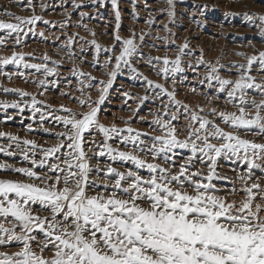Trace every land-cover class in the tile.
I'll use <instances>...</instances> for the list:
<instances>
[{"label": "snow or ice", "instance_id": "obj_1", "mask_svg": "<svg viewBox=\"0 0 264 264\" xmlns=\"http://www.w3.org/2000/svg\"><path fill=\"white\" fill-rule=\"evenodd\" d=\"M111 4L115 9L118 29L121 20L118 0H111ZM167 4L169 17H174L175 0H167ZM41 7L45 6L41 4ZM4 15L11 17L14 22L0 19V30H5L9 36L15 34L17 44L21 42L20 34L26 25H35L43 19L39 15L22 17L7 10ZM84 15L86 13H81V16ZM243 15L254 24L259 22V31L264 37V14L246 12ZM154 22L151 17L147 21L149 24ZM28 31H32V28H28ZM136 39L135 33L131 38L123 39L119 55H113L106 61V64H111L114 59L115 67L108 72L110 79L101 82L104 87L98 99L93 101L89 95L79 100L87 111L76 113L61 105V110L68 115L56 116L55 119L68 129L58 134L64 139L43 148V158L39 161L31 159L34 166L46 167L52 175H41L34 168H15L0 163V170L11 169L28 178L27 181L0 179V245L12 242L22 245L11 254L0 251V264H264V204L256 202L257 198L264 201V185L260 183V177L253 178V169H264V143L242 138L235 131H225L219 124L199 114L204 112L203 108L199 112H191L192 123L188 136L183 140L178 138L177 129L170 121L157 120L156 123L161 124L165 131L162 135L152 137L150 146L141 139L147 133L130 127L126 129L128 135L122 136L121 142L132 145L133 151H121L108 143L114 134L120 135L125 130L101 123L99 105L104 103L105 94L122 66H132V58L138 53ZM138 39L143 41L144 34L141 33ZM115 40L121 42L118 32ZM5 43V39L0 38V45ZM92 44L97 53L102 50L95 40ZM188 47L189 44L185 42L181 52ZM45 59L50 58L46 56ZM153 59L161 58L149 57L148 62L151 63ZM246 59V65H239L243 71L238 79L222 78L216 66L211 67L207 79L210 82L217 81L221 92L231 86L228 97L232 100L238 98L242 105L251 103L255 111L249 112L245 107H239L238 113H217L215 108L210 112L218 114L233 129H255L258 131L254 134L260 135L264 134V99L260 102L255 99L249 101L247 90L255 89L264 95V83H257L256 77L249 74L254 64L264 71V51ZM181 63L179 55L174 60L164 57L161 71L165 78L169 74L174 77L176 73L183 72ZM9 64H23L24 68L37 72L43 70L45 75L56 73V69L47 64L24 62L23 53L13 52L10 57H0V65ZM132 71L137 72V69L132 67ZM79 75L96 79L90 73L80 72ZM144 79L149 88L161 89L172 103L188 108L176 99L174 90L169 91L164 85L147 77ZM38 83L46 86L47 81L40 80ZM80 91L83 92V87ZM20 95L31 94L20 91ZM38 103L42 102L33 97L31 107L34 113L40 111ZM3 107L20 108V105L4 104ZM172 119L175 120L176 116L173 115ZM93 128L105 137L96 155H107L113 162H131L135 166V170L126 171L107 166L103 170L105 177H114V180L111 184L103 185L106 194L92 192L96 182L90 179L93 166L90 164L89 150L85 147L88 143L85 133ZM133 132L135 135H131ZM7 135L0 132V137ZM214 139L220 142L213 143ZM11 140L19 141V137L12 136ZM23 144L31 146L29 150L23 151L27 160L28 151L37 145L28 139ZM17 147H20L19 143ZM177 148H190L191 156L174 171L173 156ZM62 149L67 150L63 158L58 155ZM0 152L14 155L4 147H0ZM137 152L151 154V162ZM222 155L241 158L248 165L247 172L239 176L245 193L239 203L218 195L220 189L213 183L214 179H230L221 177L216 170L217 161ZM201 157L205 158L201 160L202 163L207 162V172L199 168L193 170L194 160ZM50 160L55 162L50 163ZM258 160L261 163L258 164ZM143 169L147 170V176L141 175L140 170ZM96 170L101 171L98 166ZM37 205L38 210L34 207ZM40 212L48 214L41 215ZM5 221H9L8 226ZM35 233L43 234V242ZM36 248H39L38 252ZM46 250L51 255L46 256Z\"/></svg>", "mask_w": 264, "mask_h": 264}, {"label": "rangeland", "instance_id": "obj_2", "mask_svg": "<svg viewBox=\"0 0 264 264\" xmlns=\"http://www.w3.org/2000/svg\"><path fill=\"white\" fill-rule=\"evenodd\" d=\"M41 4L45 7H41ZM118 5L121 20L117 29L115 9L111 0H0V19L14 22L11 17L4 15L5 10L22 17L39 15L43 18L35 25L25 26L24 32L20 34L19 44L15 42V34L9 36L5 30H0V38L6 41L4 45H0V57H10L13 52L23 53L26 63L47 64L48 67L56 69L55 75H45L43 70L37 72L35 69L24 68L23 64L0 65V132L9 134L0 137V147L14 153L9 156L5 152H0V163H7L15 168H34L41 175H52L46 167L34 166L31 159L39 161L43 158V148L58 144L64 139L58 134L68 129L61 121L55 119L56 116L68 115L61 110V105L76 113L87 111V108L80 105L79 100L89 95L93 101L98 99L104 87L101 82L110 79L108 72L115 67L114 59L111 64H106V61L113 55H119L122 40L131 38L133 33L137 36L138 53L132 58V66H122L105 94L104 103L99 105L101 123L125 130L120 135L114 134V138L108 141L112 147L121 151H133L132 145L121 142L122 136L128 135L126 129L129 127L147 133L141 136V139L150 146L153 143L152 137L162 135L165 131L161 124L156 123L157 120L170 121L177 129L178 138L183 140L188 136L189 125L192 123L191 112H199L200 108L204 109L200 115L219 124L225 131H235L242 138L264 143V134H254L258 130L233 129L225 124L218 114H211L212 108H215L217 113H238L239 107H245L249 112H254L255 109L251 103L242 105L238 98L230 99L227 92L231 86L221 92L217 81L210 82L207 79L211 67L216 66L222 78L236 80L243 71L239 65L247 64L246 57L264 51V37L260 34L259 22L254 24L243 15L246 12L264 14V2L175 0L174 17L168 15L167 0H118ZM81 13L86 15L81 16ZM150 17L155 21L152 24L147 23ZM28 28H32V31H28ZM41 32L44 33L43 36L40 35ZM117 32L121 42L115 40ZM141 33L144 34L143 41L138 39ZM93 40L102 47L99 53L92 44ZM185 42L189 47L181 52V46ZM178 55L181 57L184 71L176 73L174 77L169 74L166 79L161 71L164 67L163 58L174 60ZM46 56L50 59L46 60ZM149 57L161 59H153L149 63ZM132 67L136 68L137 72H133ZM168 67L171 68V64ZM73 69L76 71L73 72ZM80 72L90 73L96 79L80 76ZM249 74L256 77L257 83H264V71L260 70L258 64L253 65ZM144 77L164 85L169 91L174 90L176 99L182 101L188 108L172 103L161 89L149 88ZM40 80L47 81L46 86H41L38 83ZM81 87L83 92L80 91ZM20 91L31 95L22 96ZM33 97L42 102L37 104L40 111L35 113L31 107ZM247 98L249 101L255 99L260 102L264 95L258 90L249 89ZM13 103H18L20 108L3 107L4 104ZM173 115L176 116L175 120L172 119ZM131 135H135V132ZM12 136L19 137V141H12ZM25 139L32 140L37 145L35 149L28 151L27 160L23 151L29 150L31 146L23 144ZM85 139L88 141L85 147L89 150L90 164L93 166L90 179L96 182L92 192L106 194L103 185L111 184L114 180V177H105L103 170L107 166L111 165L120 171L135 170V166L131 162L119 160L113 162L107 155H96L105 140L103 133L98 129L93 128L85 133ZM93 141L95 143H92ZM212 142L220 141L214 139ZM17 143L20 145L19 148ZM66 152V149H62L58 155L63 158ZM137 154L150 162L152 160L151 154L146 155L145 152ZM189 156L190 148L175 149L173 170L175 171ZM202 159L205 158L194 160L193 170L199 168L207 172V162L202 163ZM257 163L261 162L258 160ZM97 166L101 171L97 172ZM247 168L248 165L241 158L222 155L217 161L216 170L221 177L230 179L213 180L220 189L217 194L239 203L245 196L239 176L247 172ZM140 172L141 175H148L146 169ZM256 177H260V183L264 185V169H253V178ZM0 179L28 180L23 174L11 169L0 170ZM256 202L264 204L259 198ZM34 207L36 210L39 209L38 205ZM5 224L8 226L9 221H5ZM35 234L43 242V234ZM21 246L19 242H12L0 245V251L11 254L18 251ZM33 247H36L35 244ZM36 251L38 252L39 248H36ZM44 254L51 255L47 250Z\"/></svg>", "mask_w": 264, "mask_h": 264}]
</instances>
